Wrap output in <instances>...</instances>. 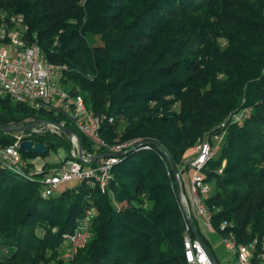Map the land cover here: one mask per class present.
I'll return each mask as SVG.
<instances>
[{
  "label": "trees",
  "instance_id": "1",
  "mask_svg": "<svg viewBox=\"0 0 264 264\" xmlns=\"http://www.w3.org/2000/svg\"><path fill=\"white\" fill-rule=\"evenodd\" d=\"M0 9L22 14L46 60L65 66L57 83L102 116L104 142L158 144L119 155L103 189L75 181L41 197L40 184L0 167V264H186L166 159L178 166L203 135H222L202 170L212 226L230 221L238 242L264 235V0H0ZM242 107L248 115L232 122ZM38 119L62 121L89 149L62 113L0 94V126ZM31 139L70 147L52 133ZM12 140L0 129L1 145ZM77 221L88 238L63 258L62 233Z\"/></svg>",
  "mask_w": 264,
  "mask_h": 264
},
{
  "label": "built area",
  "instance_id": "2",
  "mask_svg": "<svg viewBox=\"0 0 264 264\" xmlns=\"http://www.w3.org/2000/svg\"><path fill=\"white\" fill-rule=\"evenodd\" d=\"M34 37L33 33H28L22 14H7L0 9V94L7 95L12 101L24 103L32 110L62 113L85 136L89 149L82 147L74 136L66 135L49 123L50 120L38 119L31 122L34 124L29 130L14 132L11 143L0 144V167L26 181L40 184L41 197L52 194L60 183L69 180L85 181L103 189L111 177V166L117 162L119 155L136 148H149L150 144H142L143 139L135 138L104 142L99 136L102 116L88 109L80 95H70L57 83L65 66L47 61ZM248 111V107H242L228 118L232 122H240L248 115ZM57 123L65 126L62 121ZM43 133L63 134L70 142L68 153L63 151V155L58 154V161L49 165L45 171L40 169L41 164L46 163L44 160L37 164L35 159L29 158L32 153L19 147L22 139L35 141L31 137ZM213 135H217L216 143H219L221 134ZM216 146L210 142L208 135L197 138L191 153L175 167L179 184V192L175 193L183 225V259L186 264H212L207 255V251L212 255L208 248L211 245L208 234L215 233L220 236L234 264H264V235L238 242L234 232L229 229L232 226L230 221H220L217 228L212 226L211 211L204 203L212 186L202 170ZM220 170L218 168L217 172ZM91 211V207L86 211L82 218L84 222L88 220ZM77 229L86 232L81 227Z\"/></svg>",
  "mask_w": 264,
  "mask_h": 264
},
{
  "label": "rangeland",
  "instance_id": "3",
  "mask_svg": "<svg viewBox=\"0 0 264 264\" xmlns=\"http://www.w3.org/2000/svg\"><path fill=\"white\" fill-rule=\"evenodd\" d=\"M53 134H55V133H53ZM55 135L63 138L64 140H67L69 142V140L67 139V137L65 135H63V134H55ZM208 136H209V140L213 144V146L216 144H217V146L219 145L220 142L216 143L217 142V139H216L217 135H208ZM221 137H222V135H221ZM217 146L212 151V157L217 156V153H218ZM63 151L65 152V150H63L61 148H57L55 151L50 150V151H48L47 154H45L42 157V159L46 163H51V164L55 163L58 161V154H59V156L63 155V153H64ZM25 155H28V154H25ZM29 158L30 159H36V158H38V156H29ZM73 184H75V180H69L66 182H62L53 190V194L58 192L60 189H62L64 187H70ZM209 184L211 186H213L212 181H209ZM89 209L90 208H87L86 211ZM86 211L83 213L82 217H84V215L86 214ZM78 224H79V222L77 221L75 228L77 227ZM76 229H73L72 232L62 233V236H61L62 244H60L57 247V251H58L59 256L66 258L67 255L68 256L71 255L70 252H75L78 248L82 247L85 244L86 239L88 238V233L87 232L82 233L81 230H79V229L76 230ZM51 230H54V229L52 228ZM208 238H209V241L211 243V245H208V248L211 251L214 258L216 259L217 263L218 264H234L233 261L231 260V258L229 257L227 250L223 247L220 236L218 234H215V233H209Z\"/></svg>",
  "mask_w": 264,
  "mask_h": 264
},
{
  "label": "water",
  "instance_id": "4",
  "mask_svg": "<svg viewBox=\"0 0 264 264\" xmlns=\"http://www.w3.org/2000/svg\"><path fill=\"white\" fill-rule=\"evenodd\" d=\"M49 123L57 126L61 131H63L66 135L68 136H74L77 141H79L78 137L76 136V134H74L69 128L57 123V122H54V121H48ZM34 123H30V124H27V125H17V126H0V129L4 130V131H11V132H17V131H27L30 129V127L33 125ZM142 144H153L154 147H158V144L151 141V140H148V139H143L141 141ZM19 147L26 151V152H29V153H32V154H45L48 150V147L46 144L40 142V141H32V140H29V139H22L20 142H19ZM167 161V164L170 168V171L172 173V176H173V182H174V186H175V191L176 193L178 194L179 192V184H178V181L176 179V168L175 166L172 164V162L167 158L166 159ZM207 255L211 261L212 264H218L216 262V260L212 257V255L207 251Z\"/></svg>",
  "mask_w": 264,
  "mask_h": 264
},
{
  "label": "crops",
  "instance_id": "5",
  "mask_svg": "<svg viewBox=\"0 0 264 264\" xmlns=\"http://www.w3.org/2000/svg\"><path fill=\"white\" fill-rule=\"evenodd\" d=\"M42 160H43V159L40 158L39 156H38V158L35 159V161H36L37 164H41Z\"/></svg>",
  "mask_w": 264,
  "mask_h": 264
}]
</instances>
